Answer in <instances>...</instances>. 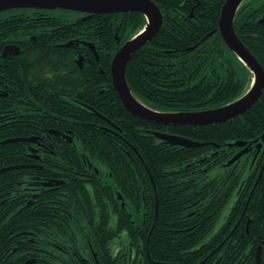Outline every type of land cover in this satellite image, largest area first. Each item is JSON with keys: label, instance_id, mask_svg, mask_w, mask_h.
<instances>
[{"label": "trees", "instance_id": "16d2710c", "mask_svg": "<svg viewBox=\"0 0 264 264\" xmlns=\"http://www.w3.org/2000/svg\"><path fill=\"white\" fill-rule=\"evenodd\" d=\"M152 1L162 12V25L126 65L133 95L158 111L205 110L240 96L251 76L218 31L225 0ZM263 12L264 0H245L236 12L234 30L264 68V24L259 22ZM78 16L62 9L0 12V112L9 105L17 107L11 110L15 119L6 118L8 124L0 127V141L36 137L34 143H0V168L40 165L0 174V264H25L29 259L33 264H81V257L91 256L88 243L100 264H114L108 249L123 232L134 252L130 261L126 249L125 262L130 264L136 258L138 264H257L258 246L264 264V139L258 165L250 167L249 155L225 165L239 150L229 146L231 142L261 140L264 90L249 110L225 122L164 125L136 117L124 108L111 84L110 62L118 47L143 27V14ZM83 42L95 46L98 61L91 51L85 54L89 49ZM15 44L20 47L17 54L1 56L5 45ZM79 54L82 69L76 64ZM20 106L24 110L18 111ZM150 131L203 145H169ZM18 150H26V157ZM89 163L101 173L93 179L99 188L89 189L75 179L85 170L95 173ZM16 178L23 182L7 183ZM56 178L67 183L59 193L41 184ZM100 179L117 188L125 202L121 208L114 199L116 214L104 219L98 207L94 215L93 207L103 202ZM103 191L109 192L107 187ZM64 192L79 203L89 201L84 214L56 217L46 207ZM38 197L45 209L37 204L28 206L30 212L16 211ZM185 214L192 226L183 225ZM8 221L11 229L28 226L24 236L32 242L19 245L21 236L2 230Z\"/></svg>", "mask_w": 264, "mask_h": 264}, {"label": "water", "instance_id": "95a60500", "mask_svg": "<svg viewBox=\"0 0 264 264\" xmlns=\"http://www.w3.org/2000/svg\"><path fill=\"white\" fill-rule=\"evenodd\" d=\"M243 0H225L220 8L218 30L228 48L235 53L249 68L253 78L250 87L234 100L211 109L196 111H157L145 106L132 94L126 80L125 69L132 55L143 45L150 42L162 24V13L152 0H0V12L17 8H37V9H63L75 11L90 16L93 14H109L120 12H140L146 16L147 24L144 31L126 40L113 54L110 62L111 84L117 92L124 108L132 115L145 119L153 123L164 125H208L231 120L250 109L261 96L264 89V69L253 53L242 43L234 31V17L236 11ZM264 24V13L259 19ZM210 35V33L208 34ZM117 37V35H115ZM118 41V40H117ZM91 51L96 55L93 45L87 43ZM19 46L5 45L2 48L1 56L6 57L17 54ZM83 58L79 55L76 63L82 68ZM151 134L163 143L178 145L181 147H198L201 142L191 140L187 137L163 132L151 131ZM264 138V133L262 134ZM34 141V138H11L3 142ZM71 141V138H69ZM229 146L241 147L226 163L230 165L239 159L250 148L244 140H236ZM261 143L257 144L256 153L259 151ZM26 165H12L0 168V173L20 168ZM49 183H46L48 185ZM118 199H122L119 195ZM124 203L122 202V206ZM32 260L28 261L30 264ZM256 262L260 264V247L256 253Z\"/></svg>", "mask_w": 264, "mask_h": 264}, {"label": "flooded vegetation", "instance_id": "af4514ba", "mask_svg": "<svg viewBox=\"0 0 264 264\" xmlns=\"http://www.w3.org/2000/svg\"><path fill=\"white\" fill-rule=\"evenodd\" d=\"M83 15H86V14L79 13L78 17L83 16ZM192 16H193V14H191V18H192ZM115 38H116V42L118 43L119 42V41H117V40H119L118 37L115 36ZM32 39L35 40V36H32ZM87 43H89V42L81 43L83 46H85L86 48L89 49L88 51H86L85 54H89L90 51H91V47ZM70 44H71V40L68 41L67 45H70ZM89 44H91V43H89ZM93 48L95 50V46L94 45H93ZM96 61H98V60H96ZM100 72H101V70H100ZM6 94H7V92H6ZM29 150L31 152H33L32 148H30ZM253 150H251L247 154L250 155L251 153H253ZM260 154H261V152L259 151L257 153L256 157H255L254 163L251 166H254L255 164H257V165L259 164L258 157L260 156ZM33 164H36V163L33 162ZM89 168H92L95 173L93 174L89 170H85V172L79 173L80 177L78 176V178H75V179L78 180L81 183L82 186H87L89 189L95 188V187L99 188L98 182L94 181L93 179H97L95 177V174H98V176H101V173H100V171L98 170L97 167H94L91 164H89ZM256 168L257 167H255V169ZM74 173H76L75 175L78 174L77 172H74ZM55 180H57L58 182L61 181L62 183L57 184V185L56 184H52V186H50V187H45V188H48V191H52L53 193H59L61 188H63V187L66 188L67 187V185H66L67 183L65 182L64 179L56 178ZM100 180H102V182L104 183V185L102 183H99L100 186L102 187L101 193H102V197H103L102 198L103 202H100V205L95 203V204H93V207H94V213H95L94 215H96L98 213V210H99L100 211V217L104 219L108 215L112 214V212L114 210H117V205H115L116 203L114 202V199L119 201V199H118L119 190H117V188H110L109 184L107 183L106 180H104V179H100ZM22 182L23 181H19L18 180L16 183L20 184ZM151 183H152V187H151L150 191L155 196L156 186L154 185L153 178H151ZM106 187H107V190L109 191V192H107V195L105 194L106 192L103 191L104 189H106ZM136 188H137V190H140L139 186H137ZM140 196H141V200L144 201L145 196L143 195V191H141ZM48 203H49V207L53 210V213H54V215L56 217H66V216H72V215H75V214H84L83 209L89 207V201L87 199L84 198L83 199V203H79L77 200H73V199L68 198L66 196L65 192L62 193V197H57L56 198V196L55 197L53 196L52 200L48 201ZM96 204H97V206H96ZM97 207H98V210H97ZM137 212H138V210H137ZM143 223H144V221H143ZM94 224L96 226L98 224V222H96ZM101 227L103 229L105 228V222L104 221L101 222ZM102 241L103 240L100 239V244L102 243ZM87 247L90 250L93 248L90 243L87 244ZM63 248H66V247L63 246ZM57 249L60 250L61 247L57 246ZM128 254H129V256H128L129 260L132 261L135 258L134 257V252H132V249H128ZM86 257L89 259L90 262L93 259V260H95L96 264H100V261L98 260L97 255H95L96 259L94 257H90V256H86ZM80 261H81V264H84V262H85L82 258H80ZM71 263H73L72 260H71Z\"/></svg>", "mask_w": 264, "mask_h": 264}, {"label": "rangeland", "instance_id": "374dc122", "mask_svg": "<svg viewBox=\"0 0 264 264\" xmlns=\"http://www.w3.org/2000/svg\"><path fill=\"white\" fill-rule=\"evenodd\" d=\"M141 18H139V23L141 22ZM141 28V27H140ZM140 28H138L137 30H139ZM77 64V63H76ZM78 67L80 68V66L78 65ZM17 108L15 105H9L6 109H4L5 111H2L0 112V127H2L3 125H6L8 124V120L6 118H11V120H14L16 115L14 113H11V110ZM20 109L24 110L23 107H19V109H17L18 111H20ZM20 114H17V115H21V116H32L31 113H24V112H19ZM35 115V114H34ZM18 120L22 119V118H17ZM18 120H15L13 122H16ZM23 120V119H22ZM10 121V120H9ZM25 126V123L24 125ZM8 151H12V150H8ZM18 153L21 154L22 158L23 157H26V150H18ZM16 177H17V174H16ZM16 180H19L18 178H16ZM14 181V182H13ZM17 181L15 180H8L7 183L11 184V183H16ZM37 200L36 201H33V200H28L25 202V204L23 203L19 208H17V212H30L29 210L32 209L31 207H28V206H37V204L41 207V208H44L45 206H43V202H42V198L41 197H38L36 198ZM47 208H49L48 205H46ZM45 209V208H44ZM112 213H115V212H112ZM136 215L139 216L140 219H142L141 217L144 216L143 213L140 211V212H136ZM190 215V213H189ZM188 219H191V217L189 218V216L187 214H185V217L183 218V225H191V222H188ZM144 220V219H143ZM142 220V221H143ZM145 222V221H144ZM10 224V222H6L5 225L3 226L2 230H5V228L9 229L8 232H11V233H14L15 232V238H20V243H25V242H32L31 239L30 241H27V239L25 238L24 235H26V233L28 234V231L25 230L27 229L28 226H26L25 224H22V229L18 230L16 228H10V226H8ZM148 224L150 226V223H149V220H148ZM105 227H106V222H105ZM183 227V226H182ZM183 229V228H182ZM181 230V229H180ZM120 236H117L115 235V240L113 241V244H112V248L108 249V251L110 252V255H111V259L114 261V264H125V258H126V255H127V251H128V247H129V240L126 236V234L123 233H119ZM24 236V238L22 239V237ZM105 242V241H104ZM53 245V244H51ZM195 245L192 244V247ZM17 249V246L14 247L13 246V250H16ZM127 249V251H126ZM47 251H49L48 249H46ZM106 251V250H105ZM24 254V253H22ZM140 262V259L139 258H136L135 261L132 263V264H138ZM126 264H130L129 262H127Z\"/></svg>", "mask_w": 264, "mask_h": 264}]
</instances>
